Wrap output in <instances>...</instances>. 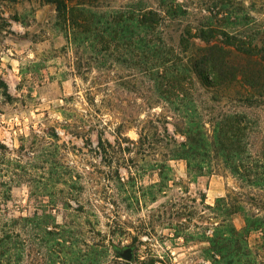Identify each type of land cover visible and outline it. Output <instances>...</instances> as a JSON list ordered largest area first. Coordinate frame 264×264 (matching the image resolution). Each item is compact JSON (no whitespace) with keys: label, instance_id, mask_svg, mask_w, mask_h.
I'll list each match as a JSON object with an SVG mask.
<instances>
[{"label":"rangeland","instance_id":"rangeland-1","mask_svg":"<svg viewBox=\"0 0 264 264\" xmlns=\"http://www.w3.org/2000/svg\"><path fill=\"white\" fill-rule=\"evenodd\" d=\"M163 4L177 9L159 29L168 45L209 22L264 43V0H95L88 9L109 15ZM59 16L46 0H0V144L8 168L23 175L1 219H28L18 264H227L214 241L223 225L244 222L223 215L217 200L231 190L264 193L220 158L191 173L187 161L172 159L167 136L185 139L175 133L176 103L157 59L121 56L120 38L106 47L73 43ZM193 97L208 130L225 112L257 123L245 157L257 154L264 103H213L199 83ZM249 241L264 264L259 235ZM130 247L129 262L118 251Z\"/></svg>","mask_w":264,"mask_h":264},{"label":"trees","instance_id":"trees-1","mask_svg":"<svg viewBox=\"0 0 264 264\" xmlns=\"http://www.w3.org/2000/svg\"><path fill=\"white\" fill-rule=\"evenodd\" d=\"M46 1L55 6L60 20L73 36V43L83 37L106 47L120 38L126 47L121 56L131 58L137 53V56L151 55L157 59L158 74L167 81L168 98L173 100L172 104L176 103L175 133L185 139L177 141L167 136L170 145H175L169 153L172 159L187 161L191 173L204 171L214 159L220 158L242 184L264 193V143L256 155L249 153L245 157L246 140L256 133L257 123L245 113L225 112L209 122L211 130H208L193 97L194 85L199 83L211 94L210 102L261 106L264 103V43L254 44L249 37H239L209 22L195 30H184L175 47L165 43L159 31L177 13L174 5L163 4L157 8L141 5L125 13L107 15L88 9L95 0ZM10 164L7 149L0 144V258L18 264L24 254L23 236L28 219L19 216L2 224L1 213L12 197L16 181L23 178L8 168ZM217 204L223 215H239L244 222L239 229L236 226L226 229L223 225L214 241L218 255L227 264H259L249 239L252 234H258L264 248V215H261L264 198L231 190Z\"/></svg>","mask_w":264,"mask_h":264},{"label":"water","instance_id":"water-1","mask_svg":"<svg viewBox=\"0 0 264 264\" xmlns=\"http://www.w3.org/2000/svg\"><path fill=\"white\" fill-rule=\"evenodd\" d=\"M118 254L126 261H132L133 260V250L128 249L126 251L119 250Z\"/></svg>","mask_w":264,"mask_h":264},{"label":"flooded vegetation","instance_id":"flooded-vegetation-1","mask_svg":"<svg viewBox=\"0 0 264 264\" xmlns=\"http://www.w3.org/2000/svg\"><path fill=\"white\" fill-rule=\"evenodd\" d=\"M128 249H132L131 247L130 248H126V249H123L122 251H126ZM121 259H123L121 256H120ZM124 260V259H123ZM126 261V260H125Z\"/></svg>","mask_w":264,"mask_h":264}]
</instances>
